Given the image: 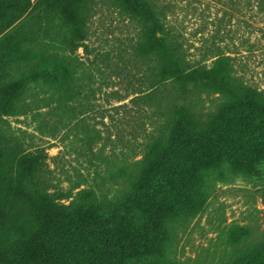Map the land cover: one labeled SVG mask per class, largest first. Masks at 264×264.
<instances>
[{"label":"trees","instance_id":"1","mask_svg":"<svg viewBox=\"0 0 264 264\" xmlns=\"http://www.w3.org/2000/svg\"><path fill=\"white\" fill-rule=\"evenodd\" d=\"M234 4L264 16V0ZM172 7L165 0H0V264H179L170 255L174 230L205 210L207 176L218 166L258 172L264 90L236 72L233 52L222 46L210 49L213 66L191 63L169 24ZM105 9L128 22L134 54L151 72L149 92L132 102L159 110L142 158L127 163L123 191L111 198L92 187L75 195L54 188L48 152L26 147L10 122L27 112L24 99L37 89L54 111L62 106L54 108L56 98L73 96L76 65L66 49L87 48L90 22ZM196 92L221 100L206 119L188 101ZM228 264H264V240Z\"/></svg>","mask_w":264,"mask_h":264},{"label":"rangeland","instance_id":"2","mask_svg":"<svg viewBox=\"0 0 264 264\" xmlns=\"http://www.w3.org/2000/svg\"><path fill=\"white\" fill-rule=\"evenodd\" d=\"M165 1L173 5L169 24L191 63L213 66L218 56L210 49L222 46L233 52L236 72L264 90V16L247 7L239 11L235 0ZM133 38L128 22L112 10H101L82 43L87 48L66 49L76 65L73 96L61 102L56 98L54 108L62 106L54 111L44 101L48 93L37 89L24 99L27 112L10 118L21 143L48 152L54 188L60 192L75 195L92 187L101 196L115 197L124 188L120 173L142 158L159 110L132 102L136 92H149L151 79L134 54ZM244 38L253 45H242ZM28 57L40 61L43 55ZM191 100L202 119L221 102L219 95L206 92L191 94ZM263 188L264 163L253 176L215 168L207 176L205 210L175 227L171 257L179 264H228L240 249L264 240ZM243 234L245 240L237 244Z\"/></svg>","mask_w":264,"mask_h":264}]
</instances>
